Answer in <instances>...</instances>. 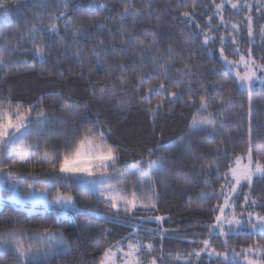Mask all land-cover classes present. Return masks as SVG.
<instances>
[{"label": "trees", "instance_id": "obj_1", "mask_svg": "<svg viewBox=\"0 0 264 264\" xmlns=\"http://www.w3.org/2000/svg\"><path fill=\"white\" fill-rule=\"evenodd\" d=\"M62 3L63 0H3L5 6L0 7V44L7 41L9 47H17L18 50L12 59L27 61L34 67L26 68L21 63L11 68L8 77L0 80V91L3 92V100L0 104L5 109L14 110L17 102L27 108L28 105L43 98L47 115L53 119L49 121L42 139L37 140L35 136H32L28 142L43 144L44 140H51L53 145H62L65 128L60 127V121L55 119L61 115L63 107L59 97H64V102L76 103L81 112L67 121L69 135L74 124L80 125L82 130L85 124H90L97 118L104 122V125L110 127L113 132V135L109 137L110 142H114L123 149L119 153L120 163L117 168L127 178L132 175L129 166L133 161L139 160L141 154L146 160L162 157L166 165L165 171L155 178L160 194L158 211L137 208L133 213H129L121 209L118 213L120 222L106 219V217L115 216L116 210L106 207L95 196H89L72 181L45 174L44 170L48 168V164L39 160L43 154L42 148L30 164L17 167L14 169L16 174L5 175L6 179L11 178L18 182V190L22 193L29 191V185L34 189L43 188L48 194L57 193L58 190L70 193L75 198L77 211L69 217L54 221L53 212L45 207L29 211L22 205L4 199L0 207V234L6 235L7 230L13 227L23 229L29 233V236L23 239V245L27 247L32 244L35 248L41 245H37L35 239L31 238V233L34 231L38 232L44 227H51L57 232H63L65 240L71 245V253L67 256H57L50 264H99L105 248L128 241L129 233L132 232L129 223L132 225L139 223L141 226L139 237L133 236L131 240L151 242L155 246L156 250L153 254L156 257L161 256L162 247L163 258L159 259L160 264H185V257L199 250L203 245L198 241L204 239H209L216 250L225 251L221 243L225 237L210 235L208 229V226L214 223V216L218 214L212 211V207L223 202L222 197L217 199V193L224 181L217 179L218 173L215 166L204 174L199 173V168L216 160L221 165L220 173L227 170L228 160L223 151L217 154V146L221 141H224V147L229 154L239 155L245 152V146L241 145V133L246 131L248 121L247 118L241 121L239 114L241 104L244 105L245 110L248 105L247 93L235 90L229 76L218 75L217 72L211 71L213 66L218 71L221 70V60L215 53L210 55L201 46L202 36L194 38L193 43H184L190 33L200 31L196 23L200 25V28L207 27V18L212 15L214 6L212 0H195V4L194 0H68L67 8L60 7ZM102 4L107 7L101 8ZM126 4H130L140 12L135 24L130 14L124 21L121 32L115 33L114 40L106 30L96 28L95 25L98 23H104L113 30L120 28L121 22L117 18V13ZM149 8L155 10L151 16H149ZM186 10L193 14L194 22L191 24L187 20L180 19V14ZM61 11L72 17L75 24H85L88 32L96 33L99 39L104 40L108 52L103 62L98 64L94 58L89 57L96 38L80 37V45L71 48L66 46L72 43V35L71 29L67 34L65 33L63 21H56V23L61 29L60 35L66 36L65 41L61 42L55 36H50L47 31L42 39L37 40V43L54 42L51 48L46 49L47 62L43 65L33 59L31 43L22 41L19 45L16 44L21 37L27 36L28 29L38 20L46 25L49 23V15H56ZM157 17H159L158 23ZM216 23L217 19H213L212 24ZM255 30L258 29L255 28ZM146 31L155 33L157 43L154 49L143 53L146 64L141 67L140 54L135 51V42L121 45L120 34H131L139 39H146L147 42L151 37L146 38ZM246 35L243 33V36ZM259 37L257 35L255 38ZM242 42L243 48L248 47L247 41L242 39ZM217 43L218 41L208 47L217 46ZM169 45L178 52L177 62L174 68L170 69L171 80L179 79V73L174 70L181 66L179 61L186 60L193 65L191 101H189V87L185 82L178 88H169V91L181 93L180 98L175 101L153 94L150 103L148 101L140 103L138 98L144 92L143 89L136 88V75L148 73L152 68L151 61L156 55L167 56L165 49ZM253 46L255 47L254 55L264 56V44L261 41L254 43ZM77 47L83 49L80 60L74 55ZM229 56L237 57L232 52H229ZM7 59L5 57L6 62ZM134 61L135 72L133 71ZM119 63H124L125 72L121 73L116 67ZM109 70L112 72L111 76L106 74ZM81 71L83 76L79 75ZM61 72L63 75L60 74ZM116 75H126L130 82L122 86L114 79ZM157 76L159 72H152L150 76H147L144 87L158 83ZM105 84H114L120 95L103 100L98 93L96 96L91 95L94 89ZM228 88H233V102L231 106L225 108L223 116L220 117L224 127H218L216 134L212 136L192 135L193 119L199 120L201 115H206V113L198 114L201 91L207 89L210 97L209 111H214L221 107L220 99L222 96L226 98L227 94L224 90ZM9 96L12 100L11 106L8 104ZM120 100H129L130 105L127 108L118 109L116 104ZM161 100L163 106L154 119L146 109L155 108L157 102ZM252 103V148L255 158L256 142L258 140L264 142V89L260 86L253 92ZM85 105H87L86 110H84ZM39 110L35 108L31 113L33 124L36 121L35 113ZM228 136L232 139L228 140ZM157 144L162 145L161 149L149 157L146 149L154 148ZM193 161H195V170L189 171L193 168ZM186 172L189 173L187 180L183 178V173ZM32 173H39V175L33 176ZM206 179L207 185L204 183ZM161 181L168 187L165 188ZM246 190L256 201L253 204L255 211L264 215V180L255 178L251 189L247 185L242 187V192ZM201 191L207 194L203 198L200 196ZM158 215L165 217V220L158 223L149 219ZM160 228L169 230L162 241L158 237L153 239ZM101 236L105 239H100ZM226 239L227 251L234 248L240 252L241 246L247 248L256 242L264 245V236L248 235L247 232H240L238 235L230 234ZM188 259L191 260V264H220L217 258H210L204 253L200 257L188 256ZM14 260L12 251L0 254V264H14Z\"/></svg>", "mask_w": 264, "mask_h": 264}, {"label": "snow or ice", "instance_id": "obj_2", "mask_svg": "<svg viewBox=\"0 0 264 264\" xmlns=\"http://www.w3.org/2000/svg\"><path fill=\"white\" fill-rule=\"evenodd\" d=\"M214 5V14L209 15L207 19V27L200 28V25L196 23V27L200 29L198 33H190L189 37L185 38L184 43H193L194 38L202 36L200 41L201 46L211 55L213 49L209 48L210 44H215L217 41L220 44L219 58L221 60V70L218 71L215 66L211 69L213 72H217L218 75H226L232 79L233 87L235 90L241 93H247V109H244V105L241 104V112L239 114L240 120L244 121L247 118L248 126L246 131L241 133V145L245 146V152L243 154L231 153L229 154L227 148L224 147V141L220 142L217 146V154L223 151L225 158L228 160L227 170L224 173H220L221 165L213 160L208 165H201L199 173L204 174L215 166L216 172L218 173L217 179L223 180L224 183L220 186V191L217 193V199L223 198V204H216L212 207L214 213L219 214L214 216V223L208 226L209 234H216L220 237H225L221 242L222 246L226 249L223 252H219L214 248L209 239L198 241L203 246L189 253L188 256L195 255L200 257L202 253H207L208 256L216 257L220 264H264V245L256 242L253 245H249L247 248L241 246V251L237 252L234 248L231 253L227 251L228 241L226 237L230 234H239V229L243 227L242 221L238 218V214L235 211L234 200L238 195V188L243 187L245 184L249 189L252 188L254 177L259 180H264V142L259 140L256 142L257 147L255 148V158L253 156L252 148V96L256 88L257 83L264 89V63H260L253 57L252 47L254 45V35L257 34L254 28V16L253 8L257 13L264 14V0H255V3L250 0H221L220 3H216V0H212ZM195 4V0H194ZM226 5H230L232 11L236 14H243L244 27L242 29L240 21H233L231 18L226 19L224 11ZM5 6L3 0H0V7ZM60 7L67 8L68 0H63ZM101 8L107 7V5H100ZM155 11L149 8V16ZM131 14L133 18V24H135L136 18L140 15L139 10L134 9L130 4H126L118 13L117 18L121 22L120 28L115 30L108 28L104 23L96 24V28L106 30L108 35L115 39V33H120L123 27L124 21ZM116 19V18H106ZM180 19L187 20L189 24L194 22L192 12L183 11L180 14ZM218 19L217 24L213 25L212 20ZM56 21H63L65 28L64 31L67 34L71 29L72 43L66 45L71 48L80 45V37L86 39L96 38L95 45L91 48L89 57L94 58L97 63L103 62L108 48L106 47L104 40L99 39L96 33L88 32L85 24H75L72 17L67 16L64 11L59 12L56 15H49V23L43 24L42 21H37L33 26L28 29L26 37H21L20 42H28L33 45L32 57L38 60L41 65L47 62L46 49L53 46V41L44 43H37L38 39H42L45 31L50 36H55L61 42L65 41L66 36L60 35L61 29ZM159 17H157V23ZM223 28V34L219 36L216 33ZM242 31L247 32L248 37V49L246 53L240 51L239 41L237 37ZM146 38L151 37L150 40L139 39L138 37L132 36L131 34L124 35L120 34V44L127 45L135 42V51L139 55V64L141 67L145 66L146 59L143 55L144 52L154 49L157 43L155 33H148L146 31ZM258 34L262 38L261 43L264 44V25L259 26ZM226 42H230L233 45V55H238V60H230L228 55L225 54ZM17 47H9L7 41L0 44V80L6 79L11 72L13 66L24 64L26 68L34 67L33 64H29L27 61L13 60L12 57L17 52ZM165 52L167 56L163 54L156 55L152 61V68L148 73H138L136 75V88L137 90L143 89L144 94L141 95L138 100L140 103L145 101L151 102L150 98L153 94H159L164 99H171L175 101L180 98L181 93L178 91H169L170 87L178 88L185 82L189 87V101H191V77L193 75L191 65L186 60L179 61L180 67L174 70L179 73V79L171 80L170 69L174 68L176 64L178 52L175 48L169 45ZM83 49L77 47L74 55L78 60L81 59ZM7 57V62L5 60ZM260 60H264V56L260 57ZM133 71L135 72V61L133 62ZM243 65L244 71L241 72L240 66ZM121 73L126 71L124 63L116 65ZM235 72L233 76L232 73ZM152 72H159V76L156 77L158 83L149 84L147 88L144 87L147 76H150ZM63 75V73H60ZM111 76L112 72L109 70L106 73ZM79 75L83 76L81 71ZM115 80L119 81L120 84H128L129 78L126 75H116ZM167 82V83H166ZM226 92V98L224 96L220 99L221 107L214 111H209V94L207 89H203L199 96V109L198 114L206 113L201 115L199 120L193 119L191 125V134H203L205 136H212L216 134L217 128H223L224 122L220 117L223 116L225 108L232 104V92L233 88L224 90ZM99 94L100 99H112L120 95L114 84H105L100 86L98 89H94L91 92L92 96ZM3 100V92L0 91V101ZM60 103L63 107L61 109V115L56 117L60 121L59 126L65 128L63 135L62 145H53L51 140H44L43 144L29 143V138L35 136L37 140L43 138V134L47 129L49 121L53 117L47 115V108L44 104V99L40 98L38 102L30 104L27 108H24L22 103L17 102L14 110L5 109L0 104V190H7L12 193L11 199H15L18 203L24 204L25 202H31L33 205L42 204L46 209L53 212L54 221L60 220L64 217H69L70 214L77 211V205L75 198L70 193L60 192L59 190L53 196L51 200L48 199V192L45 189H34L29 185V191L26 195H21L18 191V182H12L5 184L4 176L15 175L13 171L18 165L30 164L37 153L41 152L43 148V154L39 157L40 162L47 163L48 168L44 170L45 174L52 176L53 178L67 179L72 181L81 187L89 196H95L101 201L106 207L116 210V215L112 217H106L109 220H115L120 222L118 215L119 211L123 209L125 212L133 213L138 207L144 208L148 211H158L157 204L160 200V194L157 189L155 178L165 171L164 159L157 158L145 159L143 154L139 160H135L129 166V171L134 173V178L131 181L125 179H118L117 183H111L114 176L119 177L120 173L117 169L118 163H120L119 153L123 149L110 142L109 137L113 135L112 129L104 125V122L98 118L90 123L85 124L83 129H80V125H73L71 134L67 131V121L80 114L81 109L76 103L64 102V97H59ZM8 104L11 106L12 100L9 96ZM130 105L129 100H120L116 104V108L124 109ZM163 106V101H158L155 108H148L146 111L155 119L158 115L159 109ZM39 108L40 110L35 113L36 121L33 124V117L31 113L33 109ZM87 105H85V109ZM13 116L15 117L13 119ZM83 123V122H81ZM246 137V139H244ZM228 140L232 137L228 136ZM12 145H16V151L11 154V157L7 156L6 153L10 151ZM162 145L157 144L154 148H147V154L149 157L154 155L155 152L161 149ZM7 159V163L5 160ZM247 163H244V161ZM146 165V166H145ZM195 170V161H193V168L189 171ZM31 175L36 176L39 173H32ZM189 173H183V178L187 180ZM165 188L168 187L166 183L161 181ZM207 185V179L204 181ZM131 185L129 187L128 185ZM139 193L144 194L143 196L138 195ZM215 191V190H213ZM207 194L201 191L200 196L203 198ZM255 204L256 201L249 200V194L244 196V206L247 207L249 204ZM228 209H231V215H226ZM247 234H259L264 236V215L255 214L248 212L247 214ZM253 217L255 222H253ZM149 219H154L157 222H163L165 217L155 216ZM129 227L132 228V232L129 233L128 243L126 245L127 251H124L123 247L119 244L109 246L105 248L99 264H115V257L117 253L122 254L124 257L123 264H142V258L139 253L147 251L149 254L148 264H157L158 259L163 258L162 247L160 249L161 256H151V253L155 251V246L149 243H143L138 240L133 243L131 237H139L140 235V224L137 223L132 225L129 223ZM155 231V230H154ZM175 231V230H172ZM169 232L168 229L160 228L156 232V237L163 240L164 236ZM29 236L25 230L13 227L7 230L6 235L0 234V254L6 251H12L15 256L14 264H50L51 261L55 260L57 256H67L71 253V245L65 240L63 232H57L51 227H44L38 232L34 231L31 233V238L35 239L37 245L41 247H35L29 244L25 247L22 243L25 237ZM100 239H105L101 236ZM196 242V241H194ZM115 248V251H113ZM185 257V264H191V260ZM243 257L242 260L238 259ZM259 257V258H253ZM179 259V257H177Z\"/></svg>", "mask_w": 264, "mask_h": 264}, {"label": "rangeland", "instance_id": "obj_3", "mask_svg": "<svg viewBox=\"0 0 264 264\" xmlns=\"http://www.w3.org/2000/svg\"><path fill=\"white\" fill-rule=\"evenodd\" d=\"M221 2V0H218L216 3H220ZM250 2H252V3H255V0H250ZM262 7H264V5H261ZM231 9V6L230 5H226V7H225V11H224V16H225V18L226 19H229V18H231L233 21H240V23H241V27H242V29H243V27H244V20H243V14H236L234 11H232V10H230ZM214 6H213V10H212V14H214ZM253 16H254V18H255V20H254V28H257L258 30L256 31V33L257 34H255L254 35V43H256V42H260L261 41V37H259L258 39H256L255 37L257 36V35H259L258 34V31H259V26L260 25H264V14H261V13H257L256 11H255V8H253ZM208 19V18H207ZM217 22H218V19H217ZM217 24V23H216ZM215 25V24H214ZM243 33H246L247 34V32L246 31H244V32H241V34L237 37V39H238V41H239V48H240V51L241 52H243V53H246L247 52V49H248V47H249V45H248V47H246V48H243L242 47V39H244L245 41H248V37H247V35L246 36H243ZM220 34H223V28H221L219 31H218V33H216V35L217 36H219ZM260 36V35H259ZM230 42H226V47H225V54L226 55H228V58L230 59V60H238L239 59V56L237 55V57L236 58H233L232 56H229V52H232L233 51V45L232 46H230ZM209 48H212L213 49V53H215L217 56H218V58H219V48H220V44H219V42L217 43V46H213V47H209ZM254 49H255V47L253 46L252 47V52H253V57L255 58V59H257L260 63H264V60H260V55L261 54H259V56H256V55H254ZM220 59V58H219ZM241 72H243L244 71V68H243V65H241L240 66V69H239ZM233 75H235V72L233 71V73H232ZM258 86H260L259 85V83H257V85H256V87H258ZM29 143H31V142H29ZM16 151V145H12V147H11V149H10V151L9 152H7L6 153V155L7 156H9V157H11V154L12 153H14ZM8 161L6 160L5 161V163H7ZM244 163H247V161L245 160L244 161ZM19 166H21V165H18L17 167H19ZM16 167V168H17ZM15 168V169H16ZM118 169V168H117ZM13 171H14V169H13ZM118 171H119V173H120V176L119 177H116V176H114L113 177V179L111 180V183H117V180L118 179H125L126 181H131L133 178H134V173H132V175H131V177L130 178H127L119 169H118ZM4 182H5V184H7V183H12V182H15V180L14 179H11V178H9V179H6V177L4 176ZM254 179H255V177H254ZM246 185V184H245ZM129 187H131V185L129 184L128 185ZM36 190H39V189H36ZM19 191V190H18ZM238 195L236 196V198H235V200H234V205H235V211H236V213L238 214V218H240L241 219V221H242V225H243V227L241 228V229H239V233L240 232H247V219H248V216H247V214H248V212H253L254 213V216H255V214H259V215H263V214H260V213H258V212H256L255 211V209H254V205L253 204H251L250 202H249V204L247 205V207H245L244 206V196H245V194H249V200L251 201L252 200V197H251V195H250V192L248 191V190H246L245 192H242V187L241 188H238ZM137 192H138V195H140V196H143L144 194H141V193H139V190H137ZM19 193L23 196V195H26L27 193H22V192H20L19 191ZM56 193H54V194H48V199L49 200H51L52 198H53V196L55 195ZM12 196V193L11 192H9V191H7V190H0V207H1V205H2V201L4 200V199H6V200H10V201H13L14 203H16V204H19V205H22V206H24V207H26L27 208V210H29V211H34V210H36V208H38V207H44L42 204H36V205H33L31 202H25L24 204H20V203H18L15 199H11L10 197ZM239 198H241V199H239ZM222 204H223V202H222ZM138 208H140V207H138ZM142 209H144V208H142ZM219 214V213H218ZM226 215H231V209H228L227 210V212H226ZM154 220V219H153ZM155 221V220H154ZM253 222H255V219H254V217H253ZM159 223V222H158ZM211 235H216V234H211ZM220 237V236H219ZM221 238H224V237H221ZM132 242L133 243H136L137 241H135V240H133L132 239ZM127 243H128V241L127 242H125V243H120L119 244V246L120 247H123L124 248V251H127V247H126V245H127ZM146 244V243H145ZM113 251H115V248H113ZM217 251H219V252H223V251H220V250H217ZM229 252V254L231 253V251H228ZM204 254H206L207 256H208V254L207 253H204ZM139 256L142 258V264H148V261H149V259H150V257H149V254H148V252L147 251H142V252H140L139 253ZM151 256H155L154 254H153V252L151 253ZM156 257V256H155ZM213 258H216V257H213ZM253 258H257V257H253ZM238 259H240V260H242L243 259V257L241 256V257H239ZM123 261H124V257L122 256V254H120V253H117V255H116V257H115V264H123ZM157 264H160V261H159V259H158V261H157Z\"/></svg>", "mask_w": 264, "mask_h": 264}]
</instances>
